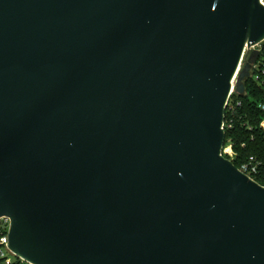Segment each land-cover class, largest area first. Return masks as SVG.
Instances as JSON below:
<instances>
[{
	"label": "water",
	"instance_id": "1",
	"mask_svg": "<svg viewBox=\"0 0 264 264\" xmlns=\"http://www.w3.org/2000/svg\"><path fill=\"white\" fill-rule=\"evenodd\" d=\"M263 39L261 0H0V217L15 254L264 264V186L223 154L234 79Z\"/></svg>",
	"mask_w": 264,
	"mask_h": 264
},
{
	"label": "trees",
	"instance_id": "2",
	"mask_svg": "<svg viewBox=\"0 0 264 264\" xmlns=\"http://www.w3.org/2000/svg\"><path fill=\"white\" fill-rule=\"evenodd\" d=\"M246 93H233L232 108L225 110L226 123L232 121L231 127H226L225 145L232 142V157L236 166H241L251 156H256L262 161L261 171L255 176L260 184L264 185V129L259 123L264 113L259 108V103L264 101V84L249 77L245 82ZM229 157V155H226ZM13 264H30L16 258Z\"/></svg>",
	"mask_w": 264,
	"mask_h": 264
},
{
	"label": "built area",
	"instance_id": "3",
	"mask_svg": "<svg viewBox=\"0 0 264 264\" xmlns=\"http://www.w3.org/2000/svg\"><path fill=\"white\" fill-rule=\"evenodd\" d=\"M247 48H250L251 51H253L255 54L253 55L254 57L252 58V63L249 68L250 74L246 79H244V86H245L246 80L252 76L255 78L257 82L264 84V39L260 41L259 43H257L256 45H252L251 47H247ZM235 87L236 86L233 85L232 90L230 91V96H229L225 110L228 107H230L231 109L233 106L231 102L232 94L235 92L239 93ZM245 93H246V89H244V94ZM259 108L264 113V101L259 103ZM231 126H232V121H229L226 123V120L224 118L223 127L225 131H226V127H231ZM259 126L260 128L264 129V116L260 120ZM226 148L225 149L223 148V154L225 156L228 154L229 157L227 156L226 157L228 159L231 158L230 160H232V157L234 155V152L232 150V142H229ZM237 167L240 171L244 172V174H246L251 179L256 181L255 176L261 171L262 161L259 160L256 156L251 155L246 159V161H244V164H242L241 166H237ZM10 228H11V218L8 216L0 217V264H13L17 257L20 258L10 248V245H9Z\"/></svg>",
	"mask_w": 264,
	"mask_h": 264
},
{
	"label": "rangeland",
	"instance_id": "4",
	"mask_svg": "<svg viewBox=\"0 0 264 264\" xmlns=\"http://www.w3.org/2000/svg\"><path fill=\"white\" fill-rule=\"evenodd\" d=\"M255 53L253 51H251L250 48H246L245 52H244V55H243V58H242V61H241V64H240V69H239V72L236 76V78L234 79V82H233V85L237 86V83H238V79L239 77L241 76V74L244 72V68L247 67L249 65V68L251 66V63H252V58L254 57ZM236 88V87H235ZM227 147V144L224 145V149ZM227 150V148H226ZM231 159V158H230Z\"/></svg>",
	"mask_w": 264,
	"mask_h": 264
},
{
	"label": "bare ground",
	"instance_id": "5",
	"mask_svg": "<svg viewBox=\"0 0 264 264\" xmlns=\"http://www.w3.org/2000/svg\"><path fill=\"white\" fill-rule=\"evenodd\" d=\"M262 1V3H264V0H261Z\"/></svg>",
	"mask_w": 264,
	"mask_h": 264
}]
</instances>
